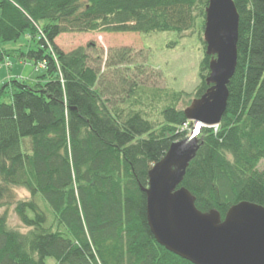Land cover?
I'll return each instance as SVG.
<instances>
[{"label": "trees", "instance_id": "trees-1", "mask_svg": "<svg viewBox=\"0 0 264 264\" xmlns=\"http://www.w3.org/2000/svg\"><path fill=\"white\" fill-rule=\"evenodd\" d=\"M233 1L238 59L227 109L217 129L201 130L181 185L198 211H217L222 221L243 202L264 208V0ZM208 4L0 0V60L15 58L45 71L32 84L11 79L0 89V208L15 197L14 188L31 195L15 208L26 234L0 217V264H192L151 233L146 193L150 171L189 135L182 128L194 127L178 108L187 95L150 89L129 76V50L118 51V61L111 59L103 72L89 54L93 44L64 53L56 40L93 32L203 34ZM23 36L36 48H3ZM211 59L205 55L201 62L195 99L210 87ZM123 65L126 72L118 69ZM155 103L162 105L153 121Z\"/></svg>", "mask_w": 264, "mask_h": 264}, {"label": "water", "instance_id": "water-1", "mask_svg": "<svg viewBox=\"0 0 264 264\" xmlns=\"http://www.w3.org/2000/svg\"><path fill=\"white\" fill-rule=\"evenodd\" d=\"M203 39L211 57L209 89L184 114L196 127L171 145L149 173L147 220L157 242L192 264H264V208L243 202L222 221L217 211L203 214L181 187L199 148L203 128L218 126L227 109L228 85L237 67L239 14L233 0H209Z\"/></svg>", "mask_w": 264, "mask_h": 264}, {"label": "rangeland", "instance_id": "rangeland-1", "mask_svg": "<svg viewBox=\"0 0 264 264\" xmlns=\"http://www.w3.org/2000/svg\"><path fill=\"white\" fill-rule=\"evenodd\" d=\"M203 34L198 29L183 34L174 32L149 35L100 32L70 33L61 35L56 40V45L64 53H70L78 48H87L89 44H93L89 54L98 63L103 64L101 67L103 72L107 71L105 65L110 63L111 59L118 61L116 57L118 51L129 50L128 75L138 76L142 83L150 89L184 92L187 97L180 101L178 108L186 109V101L195 99V92L201 83L200 65L206 55ZM31 45L33 49L36 48L35 43H32L29 37L23 36L18 42L5 43L2 46L6 50L23 48L24 51H28ZM118 69L125 72L127 70L125 65ZM44 74L43 69L40 70L34 65L21 63L15 58L0 60V89L5 82H9L11 79L32 84ZM3 100L9 102V98ZM161 105L154 104V109L150 114L153 121L159 119L158 111ZM212 128L217 129L218 126ZM192 130L186 125L181 132L186 131L190 135ZM259 168L264 171V162L260 164ZM13 193L15 196L13 199L5 200L2 203L0 217L6 215L10 229L26 234L29 229L22 224L15 213V208L18 202L31 200V195L27 190L20 188H14ZM40 200L39 204L42 208L48 210L47 204L41 197ZM48 264H54V261L48 260Z\"/></svg>", "mask_w": 264, "mask_h": 264}, {"label": "crops", "instance_id": "crops-1", "mask_svg": "<svg viewBox=\"0 0 264 264\" xmlns=\"http://www.w3.org/2000/svg\"><path fill=\"white\" fill-rule=\"evenodd\" d=\"M24 64H25V63H24ZM38 68H39L40 70H42V69L44 70V67L39 66Z\"/></svg>", "mask_w": 264, "mask_h": 264}, {"label": "built area", "instance_id": "built-area-1", "mask_svg": "<svg viewBox=\"0 0 264 264\" xmlns=\"http://www.w3.org/2000/svg\"><path fill=\"white\" fill-rule=\"evenodd\" d=\"M7 66H9V65H7Z\"/></svg>", "mask_w": 264, "mask_h": 264}, {"label": "bare ground", "instance_id": "bare-ground-1", "mask_svg": "<svg viewBox=\"0 0 264 264\" xmlns=\"http://www.w3.org/2000/svg\"><path fill=\"white\" fill-rule=\"evenodd\" d=\"M186 126V125H185Z\"/></svg>", "mask_w": 264, "mask_h": 264}]
</instances>
